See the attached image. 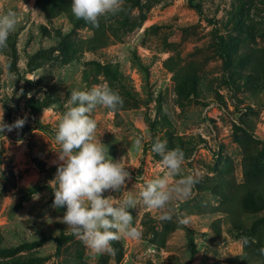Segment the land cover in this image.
<instances>
[{
	"label": "rangeland",
	"instance_id": "obj_1",
	"mask_svg": "<svg viewBox=\"0 0 264 264\" xmlns=\"http://www.w3.org/2000/svg\"><path fill=\"white\" fill-rule=\"evenodd\" d=\"M70 2L0 0V13L13 9L18 21L0 49V113L7 124L26 117L21 129L0 136V248L7 250L0 264L20 256H32L24 264L264 262L252 237L264 238V0H193V7L189 0H123V10L98 28L56 14ZM214 35L226 42L227 64ZM91 37L94 50L85 44ZM100 83L123 105L90 114L98 139L131 174L127 191L104 195H138L161 174L150 149L156 137L185 152L183 174H198V183L171 201V221L139 203L132 215L142 238L114 240L111 252L96 253L62 223L64 209L53 207L58 145L36 126L54 132L71 91ZM239 186H257L262 200L248 203L233 193Z\"/></svg>",
	"mask_w": 264,
	"mask_h": 264
},
{
	"label": "clouds",
	"instance_id": "obj_2",
	"mask_svg": "<svg viewBox=\"0 0 264 264\" xmlns=\"http://www.w3.org/2000/svg\"><path fill=\"white\" fill-rule=\"evenodd\" d=\"M123 10V0H71L70 11L77 20H83L92 28L100 26V19L114 16ZM17 13L13 9L0 13V49L7 47L9 35L16 29ZM123 105L120 94L107 83L90 89H73L65 102V108L56 123L52 136L58 145L56 172L53 184V207L63 208L62 223L71 234L96 253L111 252V242L121 238L139 240L142 233L134 226L132 210L139 203L157 210L161 222L171 221V201L185 199L198 183V174H183L185 152L169 148L166 139L156 137L150 144L151 152L160 157L161 174L148 179L138 195L128 192L120 199L113 193L127 190L131 179L128 167L108 155V149L98 137V124L91 113L98 107L117 111ZM26 123L19 118L7 124L0 113V136L5 130L21 129ZM142 140H135L140 149ZM3 166L0 165V171ZM112 194L107 196L105 192ZM187 225L186 218L178 217ZM242 243H249L247 237Z\"/></svg>",
	"mask_w": 264,
	"mask_h": 264
},
{
	"label": "trees",
	"instance_id": "obj_3",
	"mask_svg": "<svg viewBox=\"0 0 264 264\" xmlns=\"http://www.w3.org/2000/svg\"><path fill=\"white\" fill-rule=\"evenodd\" d=\"M192 2L193 0H189V5L192 6ZM68 5H70V3H60L56 6V14L58 15H62L64 17H66L68 19V21L71 22L72 25H76V22L74 21V18H73V15L71 14V11L68 10ZM193 7V6H192ZM196 11L198 12V14H201V12L199 11L198 8H195ZM214 39H215V42H216V47H215V51L217 53V55L219 56V58L222 60L223 63L227 64L228 62V53H227V50H226V42L224 41L223 37L221 35H214ZM97 38L96 37H91L90 39L86 40L85 41V44H87V47L89 50H94L96 47V43H97ZM38 129L46 132L48 135H51L52 136V133L53 131L41 126V125H38L36 126ZM238 129L240 131H242L245 135H247L248 137H253V133L247 131L246 129L244 128H241V127H238ZM261 143H264V141H261ZM261 188L264 190V185L261 186ZM233 193L234 194H242L243 196H245V200L248 202V203H252L251 201L252 200H262L260 198L261 196V192H260V189L256 186L254 188H252V190H250L247 186H239V187H234L233 188ZM257 197V198H256ZM234 220V216H231V219L230 221L233 222ZM259 221H256V219H254L253 223L252 224H257ZM236 227L239 228L242 227L243 228V225L240 223L239 225H236ZM252 227H250V230L253 232L252 230ZM251 232V233H252ZM252 237L253 239L256 241V247L258 250H261V251H264V238H261L260 236H254L252 234ZM25 243L22 244L21 247L23 248H29L28 246H23ZM7 250L4 249H1L0 248V252H5ZM32 256L31 257H27V258H23L20 256V257H17L13 260V264H24L28 261H32ZM216 264H246L244 261L241 260V256H237V257H234L232 259H228V260H225L224 262H219V263H216ZM258 264H264V262H261L259 261Z\"/></svg>",
	"mask_w": 264,
	"mask_h": 264
}]
</instances>
